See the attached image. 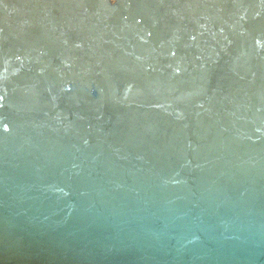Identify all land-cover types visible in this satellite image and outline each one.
<instances>
[{"label":"bare ground","instance_id":"6f19581e","mask_svg":"<svg viewBox=\"0 0 264 264\" xmlns=\"http://www.w3.org/2000/svg\"><path fill=\"white\" fill-rule=\"evenodd\" d=\"M180 1L196 7L184 21L198 56L224 58L205 71L210 94L200 86L190 100L201 95L209 110L200 130L166 127L187 151L120 114L102 53L56 30L58 20L47 30L1 6L0 264H264V0ZM12 54L35 59L18 73ZM86 65L100 69L96 91L81 85L94 73ZM193 70L163 75L189 88Z\"/></svg>","mask_w":264,"mask_h":264},{"label":"water","instance_id":"95a60500","mask_svg":"<svg viewBox=\"0 0 264 264\" xmlns=\"http://www.w3.org/2000/svg\"><path fill=\"white\" fill-rule=\"evenodd\" d=\"M125 1L126 5H121L119 0H0V8H11L13 15H17V9H21L25 15L39 16L40 24L45 29L56 26V30L58 28L65 36H78L81 42L87 45L88 51L102 53L103 58L101 57L99 63H103L106 72L112 70L104 76L105 85L112 91V95L120 97L123 104L122 107L119 106L120 114L127 115L135 124H145L140 130L154 141L166 146L172 143L170 141H174L177 151L182 148L187 151L186 147L189 145H186V139L167 131L166 127H180L183 124L200 130L197 124L203 123L209 110H206L207 105L201 95L197 94L193 102L190 100L193 93L200 90V86L206 95L210 94L205 90H210L212 74L207 79L205 71L213 69V64L218 65L224 59L223 55L214 59L211 55L217 50L205 49L203 56H198L199 50L195 46L198 39L188 38L193 36L191 29L194 26H186L184 21L185 13L193 12L196 7L183 5L180 0ZM163 15L166 17L165 23ZM168 18L177 20L166 23ZM52 19L58 20V24L47 25ZM19 28L27 34L32 35L34 32L32 25L23 21ZM19 40L24 39L19 36ZM31 40L36 42L34 38ZM27 42L31 43L30 40ZM203 45L208 44L203 42ZM164 50L170 55L169 62L165 64L160 60L159 54ZM10 58L21 61L19 65L10 66L18 73H23L29 68L26 63L30 64L35 59L29 57L24 63L22 58H17L14 54ZM79 58H85V55H79ZM176 60H179L180 65L167 69V66ZM21 65L23 68H20ZM40 66V63L35 62L32 68L40 70ZM86 66L94 73L92 78L83 81L81 85H91L90 92L96 91L95 79L100 69L95 65ZM200 66L204 68L201 70ZM189 67L194 69L193 71L199 70L196 71L199 81L189 88L168 83L167 76L163 75L165 70L166 74L169 71L176 76L175 68L182 72L188 71ZM37 78L44 81L40 75H37ZM67 86L71 88L72 81L68 82ZM150 114L153 116L151 123H148L144 120L150 119ZM222 114L225 113H220L217 117ZM155 148V153L163 156L161 150ZM7 237L10 241L5 240V243L23 247L24 241L12 236ZM2 260L3 257H0V262ZM73 262L87 263L78 259Z\"/></svg>","mask_w":264,"mask_h":264}]
</instances>
